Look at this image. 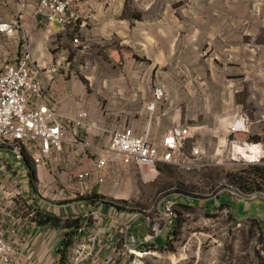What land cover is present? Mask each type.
<instances>
[{"label":"rangeland","instance_id":"1","mask_svg":"<svg viewBox=\"0 0 264 264\" xmlns=\"http://www.w3.org/2000/svg\"><path fill=\"white\" fill-rule=\"evenodd\" d=\"M84 1L74 4L72 29L52 24L55 32L62 28L61 35L45 48L46 54L55 55L60 72L69 78L75 76L89 91L93 105L82 112L90 113L92 129L105 123L132 127V122L146 118L150 122L153 116L149 106L162 89L152 125L158 136L179 125H205L204 144L212 151L229 124L246 114L249 132L235 134L230 140L257 142L251 137H264V11L258 7L260 3L245 6L231 5V0H211L209 6L199 0H126L122 13L86 14L78 6ZM33 5L36 8L30 0H0V24L15 25L14 34L3 35L0 43L16 41H8L16 44V53L2 58V68L23 58L30 40L35 57L34 42L42 36L39 27H31ZM111 21L131 26L112 29L106 26ZM38 44L41 46L40 41ZM141 85L149 86V92L142 93ZM108 95L120 103L136 104L112 108ZM144 101H148L147 111L143 110ZM199 138L189 139L187 149H193ZM259 142L264 145V138ZM130 165L119 169L108 166L99 175L94 174L95 166L82 177L88 172L97 176L106 204L116 203L132 212L133 221L141 215V219L148 218L150 227L158 205L162 207L167 200L174 201L173 215H162L168 226L156 243L164 249L148 245L142 256L121 255L116 264H264V201L247 198L264 192V182L258 190L256 186L249 190L230 177L264 165L233 164L226 158L222 164L191 169L162 163L157 165L154 178L144 176L136 164ZM150 172L147 168L145 174ZM80 196L77 198L89 202L93 199ZM225 196L235 203L236 211L239 208L260 220L261 229L249 222L250 217L223 205L221 201H229ZM190 201H197V205ZM131 225L133 229L141 226Z\"/></svg>","mask_w":264,"mask_h":264},{"label":"built area","instance_id":"2","mask_svg":"<svg viewBox=\"0 0 264 264\" xmlns=\"http://www.w3.org/2000/svg\"><path fill=\"white\" fill-rule=\"evenodd\" d=\"M75 2L76 0H39L35 8V19L47 25L57 22L65 30L71 28V25L73 28L72 9ZM14 31L15 25L5 22L0 24V38L6 34L11 36ZM75 42L78 43L79 39ZM26 47L29 51L23 58L0 68V264H24L16 254L13 243L7 238L5 221L24 217L34 219L41 212L40 206L34 205L36 183L33 187L27 158L31 159L36 168H41L56 150L70 143V130L65 117L50 105L51 86L45 79L46 71L34 62L31 49L33 41H28ZM53 70L59 69L54 67ZM163 94V90L158 89L155 102L149 106L154 115L158 109V100ZM88 118L87 112H81L73 121L81 127ZM249 126L250 121L246 114L238 116L229 124L224 136L218 138L212 151L204 144L206 141L203 137L207 131L205 125H179L163 136L156 135L152 125L142 133L133 127H120L113 130L110 146L105 156L99 158L94 174L99 175L101 170L107 168L113 157H121L129 165L136 164L142 171L151 168V173L144 175L149 178L155 177L158 173L157 165L162 163L191 169L222 164L226 158L233 164L264 165L263 143L230 140L235 134L248 133ZM197 135L200 138L196 145L188 150V140ZM22 176L25 177L24 180ZM86 176H90V173H86ZM56 196L59 200L64 192L60 191ZM247 198L264 201V192L257 191ZM109 206L111 210L118 212L113 205ZM173 207L174 201L171 200L163 202L162 207L158 205V213L142 237L129 233L134 217L132 213L125 218L128 211L125 208L106 226L103 225L105 218L100 211L87 212L81 208L72 211L74 218L83 217L93 221L94 230L89 237H76L68 250L66 264H93L101 247L103 233L108 231L107 234H113L115 228H120L123 234L115 237L113 241L121 242L124 236L126 243L119 254L106 258L105 264H116L121 255L142 256L148 245L163 234L168 222L162 215L171 217ZM45 213L61 216L66 210L61 208L57 211L47 207Z\"/></svg>","mask_w":264,"mask_h":264},{"label":"crops","instance_id":"3","mask_svg":"<svg viewBox=\"0 0 264 264\" xmlns=\"http://www.w3.org/2000/svg\"><path fill=\"white\" fill-rule=\"evenodd\" d=\"M30 1L36 3V5L39 2V0ZM199 1L203 5L209 6L212 3L211 0ZM230 3L231 5L234 3H241L242 5L245 4V6H255L256 3H260L258 7L263 8L264 11V0H231ZM125 5L126 0H85L81 5L78 3L79 9L81 8L80 11L86 14L122 13ZM33 7L35 8V5H33ZM34 18H36L35 13ZM106 26H110L112 29L118 28L123 30L131 26V24L127 22L123 23L111 21ZM31 27L35 30L39 27V31L42 36L40 39L36 38L34 42V44L37 43V49L34 57L35 64L37 62L38 66L45 68L44 66L47 65L51 66L52 68L50 71L45 70L46 72L44 74L45 79L51 86L49 99L50 105L65 117L66 125L70 130V143L62 147V149L56 150L51 158L46 159L45 164L41 168H36L37 182L33 195V198H35L34 205L36 207L40 206L42 213L47 211V207L50 209L55 208L57 211L61 208L65 209V214L57 216L61 217L62 219L66 217L74 218L72 211H77L80 208L87 212L100 211L103 213L105 218L103 225L106 226L110 220L118 216L117 213L119 211L124 209H120L117 212V210L113 208V210H111V207L108 204H102L101 200L94 201V203H92L85 201L84 199H78L77 197L81 198L80 195L85 196V198L94 197L96 194L105 195L102 193L104 192L102 184L100 182V185L97 183V180L99 181L97 176L95 177L92 175L90 176V179H84L86 176L84 174L82 177V174L90 171L96 166L99 158L105 156L111 143L113 130L120 127H116L115 125L110 126L109 123H105L103 127H95L96 130H94L91 127L93 125V121H91L89 118L86 120V126L84 127H78L75 124L73 120L76 119L77 115L84 110L90 109L91 105H93V102H91L89 91L82 86V82L80 80L75 79V76H72V78L67 77V73H64V71L60 72V70H53L54 67H57L54 62L55 55L46 54L47 49L45 48V44H47L49 41L54 42V40L59 38L57 36L61 35L62 28L59 32H55L52 28V25H45L38 19H34L32 21ZM9 40H14V42H16L15 38H13L5 39L3 43H0V61L2 58L7 56L13 57L14 53H16V44L9 43ZM38 41H40L41 46H39ZM5 45H7L8 48H6ZM63 52L62 54L64 55ZM58 64H60V62H58ZM0 68L2 67L0 66ZM140 87L142 93L149 92V86L141 85ZM126 91L127 93H130L128 89ZM107 94H109V91ZM107 98L109 100V105L112 108H117L119 104L121 106H131L132 104L135 106L136 104L134 101H129L132 102V104L128 102L120 103L119 101H116L117 97L115 96L111 99L108 95ZM139 102H142V100ZM142 106L143 110L147 111L148 101H144ZM151 114L153 118L150 120V122L147 118L138 119L132 122L130 125L135 128L137 132L142 133L146 131L150 125L154 124V114L152 112ZM120 124L124 125V122ZM106 125L107 128H105ZM219 130L223 131V129ZM126 165L129 164H126L124 160L121 159V157H113L110 159L108 169H119L118 167ZM146 169H143L144 171L141 170L143 175H146ZM22 179L24 180L25 177L22 176ZM60 191L64 192V196L58 200L56 193H59ZM113 197L117 198L116 195ZM225 197H227L229 201L221 202L225 203L226 205H231L233 203L231 207L236 214L243 215L244 218L250 217L247 216V211L242 213L239 210L238 204H236V207L238 208L236 211L234 207L235 203L229 198V196ZM192 203L197 205V201ZM131 214L132 212L127 211L125 218ZM140 216L136 220L132 221V224H140V228L133 229V227H130V234L142 236L143 234H141V231H148V218L141 219ZM81 218L84 220V225L82 227L83 233L80 234V236L89 237L94 230L93 221L91 222L89 219H84L83 217ZM4 228L6 230L7 238L13 243L16 254L19 256L20 261H23L24 264H59L58 248L64 235V230L62 228L39 226L34 219L28 217H24L22 219L19 218V220H7L4 223ZM107 233L109 232L105 231L103 233L102 242L100 245L101 247L98 254H96L94 257L97 259L93 262V264H105V259H109L114 255L119 254L126 243L124 242V236L121 242L113 241L115 237L117 238L123 234V231H121L120 228H115L113 234ZM156 239L149 246L154 247L155 245V250H159L158 248L162 249L163 246H159L156 243ZM124 262L126 261L124 260Z\"/></svg>","mask_w":264,"mask_h":264},{"label":"trees","instance_id":"4","mask_svg":"<svg viewBox=\"0 0 264 264\" xmlns=\"http://www.w3.org/2000/svg\"><path fill=\"white\" fill-rule=\"evenodd\" d=\"M263 138L264 137L262 136L261 139ZM251 139L253 141L261 140L259 139L258 135L251 137ZM27 165H28V168L30 169V177L32 179V183L34 187L35 183L37 182V169L29 157L27 158ZM251 174L253 175V178L251 177ZM230 177L232 181L236 183L238 186L242 185L243 187H246L249 190H251L252 186L253 187L256 186L257 188L255 187L254 189L258 190L261 185L263 186L264 168L252 167L250 170L244 171V175H240V173H233L230 175ZM88 198H93L91 201L92 203H94V201H100V200L104 203H107L105 202L106 200L102 196L97 195V194L94 195V197H88ZM191 202L192 201H190V203ZM222 204L225 205L224 203ZM110 205H113L118 210L120 209V207L116 203L114 204L111 203ZM187 206H190V205L187 204ZM228 207L232 209L231 205H228ZM34 220L39 226H48V227H53V228L60 227L64 230V235L60 241V245L58 248V255H59V264H66L68 250L71 244L74 242L77 236L83 233L82 227L84 225V220L81 217H77V218L66 217L62 219L61 217H57L55 215L46 214L42 212H39L37 216L34 218ZM249 222L255 223L256 225L259 226V228L260 226L262 227L261 222H259V220H257L256 218L250 217Z\"/></svg>","mask_w":264,"mask_h":264}]
</instances>
